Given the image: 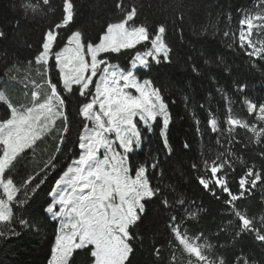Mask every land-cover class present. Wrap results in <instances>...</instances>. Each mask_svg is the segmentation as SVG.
Segmentation results:
<instances>
[{"label": "trees", "instance_id": "obj_1", "mask_svg": "<svg viewBox=\"0 0 264 264\" xmlns=\"http://www.w3.org/2000/svg\"><path fill=\"white\" fill-rule=\"evenodd\" d=\"M260 1L0 0V89L14 71L34 65L53 35L47 76L64 107V132L41 137L4 172L15 192L10 217L0 222V264H49L58 223L45 210L79 155L86 123L80 111L91 93L64 91L55 55L74 33L84 48L96 45L130 14V27L143 28L146 41L100 59L128 70L161 29L167 59L152 54L135 75L157 91L169 124L166 144L157 119L128 156L131 174L144 169L151 196L128 228L124 264H203L183 250L176 231L196 240L207 264H264V119L248 109L264 107V46L255 55L240 41L242 18ZM66 2L71 20L63 25ZM260 35L264 28L251 41ZM9 119L0 103V123ZM2 151L0 145V157ZM92 263L91 246L73 250L67 261Z\"/></svg>", "mask_w": 264, "mask_h": 264}, {"label": "rangeland", "instance_id": "obj_2", "mask_svg": "<svg viewBox=\"0 0 264 264\" xmlns=\"http://www.w3.org/2000/svg\"><path fill=\"white\" fill-rule=\"evenodd\" d=\"M131 18L132 14L109 26L93 46L84 48L80 35L74 33L55 55L64 91L74 86L78 96L91 93V97L80 111L86 123L79 140V156L60 175L45 210L58 223L49 264H67L73 250L87 246L92 247V264H124L129 252L128 228L137 220L142 201L151 196L144 169L131 174L128 156L140 150L141 131L151 132L157 119L166 144L169 116L165 105L150 83L135 75L147 66L152 54L167 59L162 30H158L149 51L134 56L129 72L100 59L102 54H117L146 41L143 28L130 27ZM70 20V5L66 2L63 25ZM258 28H264V0L241 21L240 41L255 55L264 46V36L251 41L252 32ZM52 38L46 36L33 66L14 71L0 89V103L10 110V119L0 123V222L8 221L9 202L15 192L11 181L3 176L7 167L41 137L52 131L60 135L64 132L63 101L47 76ZM19 82L21 93L16 89ZM16 92L21 98L17 99ZM248 109L259 120L264 119V107L249 105ZM175 233L187 254L207 264L195 239Z\"/></svg>", "mask_w": 264, "mask_h": 264}, {"label": "crops", "instance_id": "obj_3", "mask_svg": "<svg viewBox=\"0 0 264 264\" xmlns=\"http://www.w3.org/2000/svg\"><path fill=\"white\" fill-rule=\"evenodd\" d=\"M16 89L18 90V92H20L21 87L19 85L16 86ZM21 93V92H20Z\"/></svg>", "mask_w": 264, "mask_h": 264}, {"label": "bare ground", "instance_id": "obj_4", "mask_svg": "<svg viewBox=\"0 0 264 264\" xmlns=\"http://www.w3.org/2000/svg\"><path fill=\"white\" fill-rule=\"evenodd\" d=\"M56 240V239H55Z\"/></svg>", "mask_w": 264, "mask_h": 264}]
</instances>
